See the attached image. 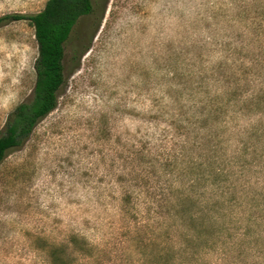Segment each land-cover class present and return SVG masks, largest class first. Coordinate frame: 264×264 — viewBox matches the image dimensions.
<instances>
[{
  "label": "rangeland",
  "instance_id": "374dc122",
  "mask_svg": "<svg viewBox=\"0 0 264 264\" xmlns=\"http://www.w3.org/2000/svg\"><path fill=\"white\" fill-rule=\"evenodd\" d=\"M47 1L0 0V16ZM95 5L73 31L57 108L0 165V264H52V247L73 235L87 247L77 264H160L192 232L161 204L188 184L178 171L201 152L193 142L214 139L218 93L246 104L264 92V0ZM37 56L29 20L0 27V135L32 97ZM218 258L208 260L239 262Z\"/></svg>",
  "mask_w": 264,
  "mask_h": 264
},
{
  "label": "trees",
  "instance_id": "16d2710c",
  "mask_svg": "<svg viewBox=\"0 0 264 264\" xmlns=\"http://www.w3.org/2000/svg\"><path fill=\"white\" fill-rule=\"evenodd\" d=\"M95 11V0H48L37 13L0 16V27L29 20L38 45L32 97L7 115L0 135V165L57 108L59 91L66 82L65 61L73 31L81 17ZM232 92L227 89L217 95L224 113L216 119L214 139L207 147L193 142L201 152L178 171L190 175L188 184L173 185L172 195L161 204L169 205L168 213L192 232L183 235L185 243L173 244L170 252L162 250L160 264L179 263L183 255L185 264H210L211 254L222 260L236 256V264H264V92L250 94L246 104L239 97H230ZM215 111L219 113V107ZM246 116L248 122H244ZM205 137L209 139L208 134ZM131 203V195L126 194L123 204L128 207ZM78 243L80 238L73 235L53 246L51 263L77 264L87 254V247Z\"/></svg>",
  "mask_w": 264,
  "mask_h": 264
}]
</instances>
